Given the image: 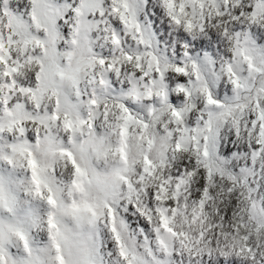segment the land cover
Masks as SVG:
<instances>
[{
  "label": "snow or ice",
  "instance_id": "1",
  "mask_svg": "<svg viewBox=\"0 0 264 264\" xmlns=\"http://www.w3.org/2000/svg\"><path fill=\"white\" fill-rule=\"evenodd\" d=\"M0 264H264V0H0Z\"/></svg>",
  "mask_w": 264,
  "mask_h": 264
}]
</instances>
